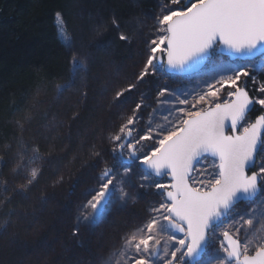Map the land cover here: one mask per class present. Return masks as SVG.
<instances>
[{
	"label": "snow or ice",
	"instance_id": "obj_1",
	"mask_svg": "<svg viewBox=\"0 0 264 264\" xmlns=\"http://www.w3.org/2000/svg\"><path fill=\"white\" fill-rule=\"evenodd\" d=\"M66 27L58 24L61 35ZM149 31L132 79L112 90L109 108L137 99L104 135L113 163L92 145L104 166L81 212L95 217L114 195L123 205L142 192L154 199L105 264H264V81L248 71L253 65L225 67L218 55L264 57V0H164ZM71 64L90 71L75 55ZM176 78L192 86L169 87ZM150 82L159 87L143 90ZM75 86L70 78L58 92ZM256 105L261 113L252 118ZM5 154L9 160L0 164L12 168L0 181V206L7 208L38 182L44 157L32 145L17 151L9 144ZM19 179L24 183L14 186Z\"/></svg>",
	"mask_w": 264,
	"mask_h": 264
},
{
	"label": "trees",
	"instance_id": "obj_2",
	"mask_svg": "<svg viewBox=\"0 0 264 264\" xmlns=\"http://www.w3.org/2000/svg\"><path fill=\"white\" fill-rule=\"evenodd\" d=\"M162 2L0 0V160H9V144L17 151L38 146L44 157L38 162L43 174L31 191L0 206V228L7 229L0 231V264H93L144 215L147 196L154 199L142 192L138 202L117 209L107 222L80 219L83 193L104 166L91 155L92 145L113 163L104 135L118 111L127 112L136 100L133 95L120 110L109 108L112 90L132 79L143 61L144 41ZM57 13L71 32L70 45L59 35ZM120 34L131 42H122ZM73 55L90 71L73 68ZM253 73L264 81V71ZM70 78L76 86L61 95L58 87ZM260 113L256 105L249 116ZM11 168L0 164V181L11 178Z\"/></svg>",
	"mask_w": 264,
	"mask_h": 264
},
{
	"label": "rangeland",
	"instance_id": "obj_3",
	"mask_svg": "<svg viewBox=\"0 0 264 264\" xmlns=\"http://www.w3.org/2000/svg\"><path fill=\"white\" fill-rule=\"evenodd\" d=\"M164 2L160 3V6L163 4ZM160 6L158 8V11L156 12V14L159 12L160 10ZM65 22V19L63 18V20H58L57 19V23L60 24V23H64ZM59 35L61 37V39L67 43V44H71L72 43V35H71V32L68 30V28L66 27V29L64 30V35H61V31L59 29ZM220 56V58L223 60L224 62V66H228V65H232V66H235V65H239V64H251L253 66L249 67L248 68V71L250 73H253V72H263L264 71V57H260L256 60H247V61H242V60H235V61H231L228 57L224 56V55H221V54H218ZM76 58L77 59H81L83 60V62H85L84 59H82L81 57H79L78 55H76ZM254 74V73H253ZM168 85L169 87L171 88H175L177 90H180V89H184L185 87H191L192 85L188 82L187 79H180V78H176V79H173V80H169L168 81ZM157 87H159V85L155 82H150L149 84L145 85L144 86V89L143 90H148V89H151V90H155ZM135 98L137 99V97L135 96ZM126 113V112H125ZM95 185L97 186V182L93 183V186L90 190L88 191H85L83 193V198H82V201H81V204H84L86 203V201L89 199V193L94 190L95 188ZM86 194V196L84 195ZM115 196V195H114ZM112 197V199L110 200V202H112V200L115 202V204L111 205L108 204V206L106 207L105 211L103 212V214L101 215V217L98 219V220H101V221H105L107 222L110 218V216L113 214L114 211H116L117 209L125 206L121 203L118 202L117 200V197ZM85 197V198H84ZM148 203L149 201L153 200L151 199V195H148ZM147 203V204H148ZM245 206V203H241L240 204V207L243 208ZM112 207V208H111ZM82 209V208H81ZM80 209V211H81ZM146 209V208H145ZM88 213L89 215H86L85 214ZM83 212V215L85 217H88V216H92V210L91 209H88L87 211ZM93 217V216H92ZM80 220V219H79ZM93 222H94V217L92 218ZM139 221V220H138ZM95 223V222H94ZM5 228L2 227L0 228V231L1 230H4ZM119 243V239L117 241V244ZM116 244V245H117ZM116 245H110L109 248H107V250L103 253V255L94 260V263L93 264H105L106 260L108 259V257L110 256V253L111 251L115 248ZM87 264H92V263H87Z\"/></svg>",
	"mask_w": 264,
	"mask_h": 264
},
{
	"label": "water",
	"instance_id": "obj_4",
	"mask_svg": "<svg viewBox=\"0 0 264 264\" xmlns=\"http://www.w3.org/2000/svg\"><path fill=\"white\" fill-rule=\"evenodd\" d=\"M187 2V0L185 1V3ZM218 54H221V55H224L226 57H228L231 61H235V60H242V61H247V60H256L260 57H262L261 55V52L260 51H256L252 54H249L245 57H233V56H230L229 53L225 52V53H218ZM250 114V113H249ZM106 208H102L99 212H97L96 216L94 217V222H96L100 217L101 215L103 214V212L105 211Z\"/></svg>",
	"mask_w": 264,
	"mask_h": 264
}]
</instances>
